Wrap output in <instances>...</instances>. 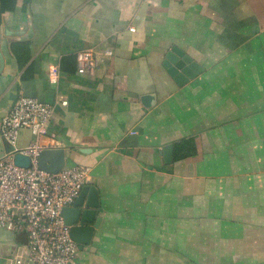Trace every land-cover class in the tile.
<instances>
[{"label":"crops","instance_id":"0c3cea01","mask_svg":"<svg viewBox=\"0 0 264 264\" xmlns=\"http://www.w3.org/2000/svg\"><path fill=\"white\" fill-rule=\"evenodd\" d=\"M154 48L181 50L192 75L148 107ZM84 51L97 64L81 74ZM21 95L55 106L44 148L91 168L101 221L81 264H264V0H17L0 122ZM26 240L0 228V264Z\"/></svg>","mask_w":264,"mask_h":264},{"label":"built area","instance_id":"2783aa9c","mask_svg":"<svg viewBox=\"0 0 264 264\" xmlns=\"http://www.w3.org/2000/svg\"><path fill=\"white\" fill-rule=\"evenodd\" d=\"M105 53L113 54L111 50ZM96 64L91 51L79 53V73L89 72ZM50 78L57 83V71H52ZM54 112L53 104L21 95L0 122V134L11 146L0 158V228L27 238L8 264H81L79 244L72 239L62 211L74 205L88 183L91 168L76 165L51 173L40 167L45 149L41 138L48 135ZM23 129L31 130L35 140L20 148L18 138ZM18 154L29 158L28 167L15 163L13 156Z\"/></svg>","mask_w":264,"mask_h":264},{"label":"water","instance_id":"95a60500","mask_svg":"<svg viewBox=\"0 0 264 264\" xmlns=\"http://www.w3.org/2000/svg\"><path fill=\"white\" fill-rule=\"evenodd\" d=\"M179 57H182L186 62L189 61L188 56L177 48H173L172 51L154 48L148 56L150 70L156 85L155 93L143 97L148 103V107L154 106L157 100L168 96L177 88V85H181L185 81L181 75L175 76L178 69L188 76L192 75L185 63L179 61ZM171 62L175 64L176 69L171 67ZM190 67L197 70L193 64ZM168 148L166 149L172 155L173 146ZM14 161L17 165L24 167H28L30 164L28 157L19 154L15 156ZM65 163V152L62 149L46 148L41 152L40 167L47 172L58 173L65 167ZM99 205L97 189L85 185L74 205L62 211L66 225L70 226L71 237L79 244L80 250L91 244L94 232L99 227L101 221V218L97 216Z\"/></svg>","mask_w":264,"mask_h":264},{"label":"trees","instance_id":"16d2710c","mask_svg":"<svg viewBox=\"0 0 264 264\" xmlns=\"http://www.w3.org/2000/svg\"><path fill=\"white\" fill-rule=\"evenodd\" d=\"M16 1L17 0H0V21H1V17L5 13L10 12L15 9ZM26 1L27 0H25V3ZM188 144H189L188 140H183L182 142H180V144H177V151L181 148L182 150L189 151ZM186 155H188V153ZM177 158H180V157L177 156Z\"/></svg>","mask_w":264,"mask_h":264}]
</instances>
